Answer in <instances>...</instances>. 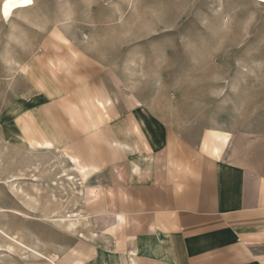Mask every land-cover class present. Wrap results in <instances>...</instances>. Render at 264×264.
<instances>
[{
  "label": "rangeland",
  "instance_id": "1",
  "mask_svg": "<svg viewBox=\"0 0 264 264\" xmlns=\"http://www.w3.org/2000/svg\"><path fill=\"white\" fill-rule=\"evenodd\" d=\"M53 34L100 66L97 81L124 115L264 151L260 0H36L0 17V264H92L118 233L87 210L89 183L37 125L52 131L41 111L55 79L42 56L71 55L47 42Z\"/></svg>",
  "mask_w": 264,
  "mask_h": 264
},
{
  "label": "crops",
  "instance_id": "2",
  "mask_svg": "<svg viewBox=\"0 0 264 264\" xmlns=\"http://www.w3.org/2000/svg\"><path fill=\"white\" fill-rule=\"evenodd\" d=\"M52 36L71 55L58 64L42 56L55 79L41 111L52 131L37 125L89 183L87 210L118 231L92 264H264V151L230 134L194 140L155 115H124L97 81L100 66Z\"/></svg>",
  "mask_w": 264,
  "mask_h": 264
},
{
  "label": "bare ground",
  "instance_id": "3",
  "mask_svg": "<svg viewBox=\"0 0 264 264\" xmlns=\"http://www.w3.org/2000/svg\"><path fill=\"white\" fill-rule=\"evenodd\" d=\"M35 2L36 0H2L0 4V17L8 20L14 17L16 13L22 10H26V9H30L31 7H34ZM260 2L264 3V0H260ZM64 222L66 223L67 228L75 229L80 221L79 220H69V221L63 220V223ZM0 232L2 233V231Z\"/></svg>",
  "mask_w": 264,
  "mask_h": 264
}]
</instances>
